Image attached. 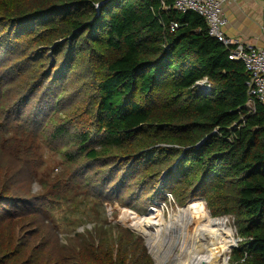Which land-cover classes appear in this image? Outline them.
I'll use <instances>...</instances> for the list:
<instances>
[{
  "label": "rangeland",
  "instance_id": "1",
  "mask_svg": "<svg viewBox=\"0 0 264 264\" xmlns=\"http://www.w3.org/2000/svg\"><path fill=\"white\" fill-rule=\"evenodd\" d=\"M38 1L49 0H0V194L7 191L0 202V264H90L86 257L95 248L114 258L126 251L131 264L141 247L154 264H172L183 233L173 221L178 210L194 206L207 221L230 226V234L219 232L217 239L233 237L226 264H236L232 257L242 240L237 215L224 213L216 194L170 184L175 156L160 154L176 147L143 148L172 135L169 128L146 126L122 148L103 149L96 89L118 53L84 36L70 40L48 30ZM135 100L146 102L140 93ZM90 150L99 154L91 158ZM155 214L160 225L150 222Z\"/></svg>",
  "mask_w": 264,
  "mask_h": 264
},
{
  "label": "trees",
  "instance_id": "2",
  "mask_svg": "<svg viewBox=\"0 0 264 264\" xmlns=\"http://www.w3.org/2000/svg\"><path fill=\"white\" fill-rule=\"evenodd\" d=\"M38 2L40 12L48 15V30L70 40L84 36L118 53L107 62L106 75L96 89L103 149L122 148L146 126L169 128L172 135L157 137L143 148L152 153L159 143L176 147L160 154L175 156L170 184L195 185L197 193L216 194L223 212L240 219L243 241L233 253L236 264H264V103L246 106L248 78L243 64L228 59L197 13L163 9L160 0ZM170 22L178 25L173 33ZM77 44H71L72 51ZM139 93L146 102L135 100ZM161 100L170 105L159 107ZM82 138L88 140L87 135ZM145 150L140 157L149 151ZM98 154L87 152L91 158ZM124 174L121 182L132 176V170ZM6 193L2 189L0 202ZM139 251L131 264H154L144 247ZM127 254L118 250L114 258L95 248L86 258L90 264H126Z\"/></svg>",
  "mask_w": 264,
  "mask_h": 264
},
{
  "label": "built area",
  "instance_id": "3",
  "mask_svg": "<svg viewBox=\"0 0 264 264\" xmlns=\"http://www.w3.org/2000/svg\"><path fill=\"white\" fill-rule=\"evenodd\" d=\"M229 0H160L163 9H173L179 13H197L206 25L210 37L220 42L228 52V59L241 62L247 73V107L252 108L254 101L264 103V48L252 46L242 40L228 36L224 32L227 19L224 5ZM178 25L170 22L169 32L173 33ZM204 83V81L202 82ZM156 205V204H155ZM154 208V207H153ZM155 209V208H154ZM156 210V209H155ZM230 227V226H229ZM240 240V242H242ZM234 246V244L232 245ZM247 256L246 253L243 254ZM243 258L240 259V262Z\"/></svg>",
  "mask_w": 264,
  "mask_h": 264
},
{
  "label": "bare ground",
  "instance_id": "4",
  "mask_svg": "<svg viewBox=\"0 0 264 264\" xmlns=\"http://www.w3.org/2000/svg\"><path fill=\"white\" fill-rule=\"evenodd\" d=\"M162 221V217L158 214H155L154 218L150 220L151 224L158 225ZM173 224L183 233H180L182 252L174 257L172 264H226L227 253L233 243V237L231 240L220 241L217 239L219 232L225 235L230 234L229 227L222 226L223 222L207 221L198 207L194 206L178 210ZM167 225L164 228H167ZM142 234L146 237L150 236L147 232Z\"/></svg>",
  "mask_w": 264,
  "mask_h": 264
},
{
  "label": "crops",
  "instance_id": "5",
  "mask_svg": "<svg viewBox=\"0 0 264 264\" xmlns=\"http://www.w3.org/2000/svg\"><path fill=\"white\" fill-rule=\"evenodd\" d=\"M224 14V32L228 36L264 48V0H229Z\"/></svg>",
  "mask_w": 264,
  "mask_h": 264
},
{
  "label": "water",
  "instance_id": "6",
  "mask_svg": "<svg viewBox=\"0 0 264 264\" xmlns=\"http://www.w3.org/2000/svg\"><path fill=\"white\" fill-rule=\"evenodd\" d=\"M200 144V143H199Z\"/></svg>",
  "mask_w": 264,
  "mask_h": 264
}]
</instances>
